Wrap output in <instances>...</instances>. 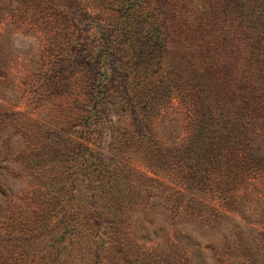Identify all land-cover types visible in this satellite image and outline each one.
I'll return each mask as SVG.
<instances>
[{
    "label": "rangeland",
    "instance_id": "1",
    "mask_svg": "<svg viewBox=\"0 0 264 264\" xmlns=\"http://www.w3.org/2000/svg\"><path fill=\"white\" fill-rule=\"evenodd\" d=\"M0 264H264V0H0Z\"/></svg>",
    "mask_w": 264,
    "mask_h": 264
},
{
    "label": "trees",
    "instance_id": "2",
    "mask_svg": "<svg viewBox=\"0 0 264 264\" xmlns=\"http://www.w3.org/2000/svg\"><path fill=\"white\" fill-rule=\"evenodd\" d=\"M130 25H132V21H127L125 27L130 26ZM130 27H131V26H130ZM126 29H127V28H126ZM160 37H161V35H160V33H158V34H155V35H154L153 39H154V40H158ZM155 43H156V41H155Z\"/></svg>",
    "mask_w": 264,
    "mask_h": 264
}]
</instances>
